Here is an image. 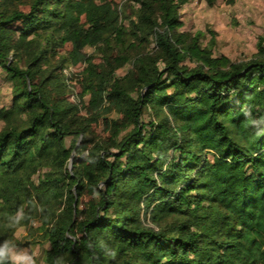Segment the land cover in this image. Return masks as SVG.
I'll return each instance as SVG.
<instances>
[{
	"label": "trees",
	"instance_id": "obj_1",
	"mask_svg": "<svg viewBox=\"0 0 264 264\" xmlns=\"http://www.w3.org/2000/svg\"><path fill=\"white\" fill-rule=\"evenodd\" d=\"M186 1L0 0V241L39 224L45 264H264V46L212 58Z\"/></svg>",
	"mask_w": 264,
	"mask_h": 264
},
{
	"label": "rangeland",
	"instance_id": "obj_2",
	"mask_svg": "<svg viewBox=\"0 0 264 264\" xmlns=\"http://www.w3.org/2000/svg\"><path fill=\"white\" fill-rule=\"evenodd\" d=\"M178 14L181 23L179 32L187 35L188 39H197L200 48L209 52L214 59L223 58L229 63L246 64L258 57L259 47L264 46V0H234L232 4L229 0H187L179 7ZM130 15L131 11H127L125 16ZM153 47L151 44L149 51ZM86 51L89 55L93 53L91 48ZM8 59L12 61L11 57ZM14 61L19 66L23 65L20 60ZM196 63L190 57L184 61L190 67ZM131 68V63L126 64L117 70L116 78H123ZM73 74L72 68L64 71L71 86ZM10 102L11 84L0 67V108H8ZM3 127L4 124L0 122V130ZM69 142L70 139L67 140V146ZM70 167L69 163L67 169L70 170ZM32 228L31 231L17 229L13 240L18 250L32 257L34 264H45V253L50 245L39 224H34Z\"/></svg>",
	"mask_w": 264,
	"mask_h": 264
},
{
	"label": "clouds",
	"instance_id": "obj_3",
	"mask_svg": "<svg viewBox=\"0 0 264 264\" xmlns=\"http://www.w3.org/2000/svg\"><path fill=\"white\" fill-rule=\"evenodd\" d=\"M22 219V210H18L15 215L9 217L12 224H18ZM0 264H34V262L30 255L18 250L14 240L5 239L0 241Z\"/></svg>",
	"mask_w": 264,
	"mask_h": 264
}]
</instances>
